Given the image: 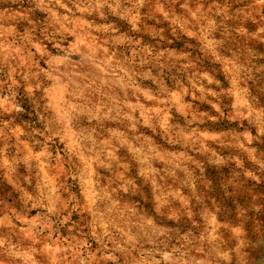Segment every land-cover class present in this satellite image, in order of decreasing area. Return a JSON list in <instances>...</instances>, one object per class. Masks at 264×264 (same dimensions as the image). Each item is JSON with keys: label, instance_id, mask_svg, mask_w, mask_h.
<instances>
[{"label": "rangeland", "instance_id": "rangeland-1", "mask_svg": "<svg viewBox=\"0 0 264 264\" xmlns=\"http://www.w3.org/2000/svg\"><path fill=\"white\" fill-rule=\"evenodd\" d=\"M0 264H264V0H0Z\"/></svg>", "mask_w": 264, "mask_h": 264}]
</instances>
